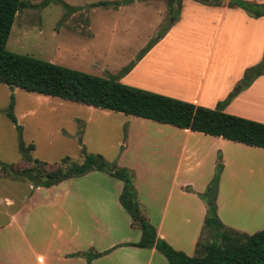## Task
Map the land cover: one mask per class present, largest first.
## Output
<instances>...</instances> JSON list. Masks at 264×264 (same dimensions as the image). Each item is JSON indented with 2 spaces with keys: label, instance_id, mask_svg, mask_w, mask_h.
I'll return each instance as SVG.
<instances>
[{
  "label": "rangeland",
  "instance_id": "obj_1",
  "mask_svg": "<svg viewBox=\"0 0 264 264\" xmlns=\"http://www.w3.org/2000/svg\"><path fill=\"white\" fill-rule=\"evenodd\" d=\"M23 1L27 6L16 14L7 42L9 51L34 56L94 75L115 78L121 82L128 81L127 73L136 60L149 52L152 43L155 45L161 40L170 28L179 22L180 17L178 2L170 3L168 0H130L121 2L120 5L114 2L119 0H107L111 1L107 6H94V3L104 0H64L75 9L49 0ZM179 31L180 39L172 43V55L179 54L177 64L167 72L170 73L169 76H173L171 74H177L174 70L184 64L187 70L181 73V77H186L185 81L179 82L177 75L173 78L169 77L170 80L161 76L152 77L157 84L165 86L197 84L201 80V71L208 65L209 57L204 56L203 53L210 45V38L204 34L206 37L202 39L203 35H199L195 28L182 27ZM195 50L200 53L197 58L192 56ZM215 64L214 61L213 65ZM213 80L212 78L208 81L212 83ZM241 88H247L243 87L242 79L237 83L234 91L240 92ZM257 103L256 100L248 99L246 102L241 101L237 107H252L253 104L254 108L263 111L264 104ZM10 109L16 115L20 128L8 116L7 112ZM137 120L141 118L30 92L20 87L12 88L0 83V172H3L1 168L11 164L14 167L7 166L10 170L31 167L35 165L36 159L48 162L49 168L56 165L55 163H60L65 157L71 160H68L67 164L71 162L81 164L85 161L82 150L85 148L88 154H100L108 162L115 163L118 168H125L135 173L133 186L136 189L141 211L152 217V222H155L162 215L171 188L175 158L166 161V157L161 155L160 147L162 143H166V139L157 135L158 129H161L157 125L162 124L154 120L148 121L146 123H151L145 125L148 128L145 130L148 135L137 133L130 135L137 132L134 124ZM32 144L33 149L29 148ZM241 151L248 158H256L264 163V150L242 148ZM227 154H218L212 176L214 178L218 173L219 181L222 178L227 203L234 206L235 212L241 215V219H236L230 209L229 212L225 210L223 213L230 227L246 230L252 234L264 228L262 218L258 221L249 219V213L255 208L254 206L262 204L264 210V198H262L264 178L251 183L249 181L255 176L252 175L248 180L249 184H245V176L240 173L241 169L237 165L236 158L229 155L228 162L224 163L228 158ZM209 168L211 164L207 163L206 169ZM255 169L264 173V166ZM195 171L198 170L195 168L187 171L184 174V181L192 178ZM27 176L18 180L0 177V225H4L7 221L5 210L18 212L23 206L27 210L31 209L24 236L12 223L8 227L0 228V261L17 264V258L28 253L25 248L28 241L39 245L46 240L50 231L52 237L53 230L48 227L49 213L60 207L106 211L105 214H100L102 215L100 218H104L106 224L104 232H99L93 238L97 249L123 239H141V228L138 225L131 226L130 222L131 220L133 222V219L118 200L119 187L124 186V181L107 172L94 171L69 182L71 191L80 196L68 197L66 202L58 201L57 206H50L48 204L50 201H45L40 194H36L35 198L32 197L37 184L35 177ZM197 186L201 188L200 183H197ZM195 194L201 196L200 193ZM176 196L175 190L171 205L176 204ZM5 198L13 200V205L7 206ZM183 206L186 213L195 210V204L191 200L186 199ZM171 212L170 207L166 228L169 219L172 218ZM192 215L190 218L193 221L190 226L193 227L186 228L185 223L177 222L176 226L179 229L177 238L170 237L177 249L190 256L196 253V246L191 239L196 234L194 228L198 222L197 214ZM59 219L64 234H60L58 230L56 249L64 250L63 241L69 240L74 233L64 225V217ZM79 233L73 244H78L82 249L75 254V257L83 252L85 256L95 253L97 249L89 245L92 239L90 233L84 231ZM200 236L201 232L198 239ZM214 239L215 234L209 228L203 232L201 241L204 243ZM120 251L111 258H104L102 263L144 264L142 261L135 263L124 250ZM158 253L159 259H155L154 264H169L166 257L161 252Z\"/></svg>",
  "mask_w": 264,
  "mask_h": 264
},
{
  "label": "crops",
  "instance_id": "obj_2",
  "mask_svg": "<svg viewBox=\"0 0 264 264\" xmlns=\"http://www.w3.org/2000/svg\"><path fill=\"white\" fill-rule=\"evenodd\" d=\"M247 1L264 3V0ZM182 27H185L186 29H197L199 35H203L201 37L202 39L206 37L204 34L207 35V38H210V45L204 49L203 53L204 56L209 57L208 65L203 71H201V80H199L200 82H197V84H182L180 86H165L159 83L157 84L156 80L152 77L160 78L159 76H161L166 78V80H170L169 77L173 78L177 75L176 77L179 82L185 81L184 78L186 77H181V73H184V71L187 70L184 64L179 65V67L174 70L177 74H171L173 76H169L170 73L167 72L171 67L177 64L176 62L179 54L172 55V43L175 40L180 39L179 30ZM192 53H195L192 54V56H195L196 58L200 56L198 50H195ZM263 57L264 16L252 17L241 7L231 5L230 0L221 1L214 5L206 4L197 0H182L179 22L174 24L168 33L152 46L149 52L138 61L136 60L132 69L127 73L128 81L124 82L128 85L146 90L151 89L150 91L189 101L197 105L214 108L219 101L224 100L232 91H234L237 83L243 78L245 70L262 61ZM214 61L216 62L215 65H213ZM212 78L214 79L213 82L209 83L208 80H211ZM235 92V97L225 107V111L264 123V110L262 111L254 108L253 104H251L252 107H237L241 101L245 100L246 102L248 99L256 100L258 102L257 104H264V74L254 80L246 89L241 88L240 92ZM138 118H141V120H137L134 123L137 132L130 135H135L136 133L140 135H148V132L145 131L148 128H146L145 125L151 124L146 123L151 121V119L142 117ZM160 124L162 125H157L161 127V129H158L159 134L157 133V135H161L162 139H166V143H162L160 147L161 155L166 157V161L175 158L171 188L166 197L162 215L157 221L152 222V217L146 215L144 212L143 214L156 228L158 237L165 239L175 249H177V246L171 238H177V232L179 231L176 226L177 222L185 223L186 228L191 229L193 225H190L193 220H191L190 217L193 216L192 214H197L198 222L194 228L196 234L191 239V242H194L193 245L195 244L197 247V242L202 238L204 231L203 224L205 223V217L207 214V204L201 196L196 195L195 193L202 194L204 192L203 190L207 189L210 180L213 178V168L215 167L214 165L218 154L224 153V155H226V153H228L226 156L228 158H226L224 163L228 162L229 155L235 157L237 165L241 169L240 173H242V176H245L244 183L249 184L248 180L252 175L255 176L249 181L251 183L264 178V173L255 169L259 166L263 167L264 163L259 162L256 158H248L241 149L253 148L254 150L263 151L264 148L249 146L244 143L226 140L222 137L208 135L191 129L180 128L171 124ZM207 163L211 164V168L206 169ZM195 168L198 171H195L192 174V178L188 181H184V174L190 169ZM182 172H184L183 175ZM223 173L221 177L223 176ZM0 177L13 180L19 179L3 172H0ZM77 177L69 178L50 187L35 186L32 197L35 198L36 194H40L44 197L45 201H50L48 203L50 206H57L58 201L62 203L63 201L66 202L68 197L80 196L77 193H73L69 185V182H72V180ZM135 182L137 187V179ZM197 183H200L201 188L197 186ZM122 190L123 185L121 188L119 187V201V196ZM175 190L177 191L176 204L171 205ZM184 197L186 198L184 199ZM186 199L191 200L195 204V210L191 211L192 214L185 212L183 203ZM5 202L7 206H9V204L13 205V200L9 198H5ZM216 206L217 213L226 226L230 227L227 224L223 213L225 210L228 212L229 209L232 210L235 218L241 219V215L235 212L236 210L234 206H230L227 203L222 187V178H220L219 181ZM170 207L172 208V218L169 219V225L166 228V220L170 212ZM254 207L255 208H252L249 213V219L251 221H258L262 218V220H264L262 204ZM21 210H19L20 212H10L5 210L4 212L7 216V221L4 225H0V228L8 227L11 223L15 224L14 226H17V229L24 236L25 226L29 221L31 209L29 208L27 210V208L23 206ZM258 212H260V214H258ZM105 213L106 211L103 209L89 210L67 207L55 208L49 213L50 218L48 221V227L53 230V236L51 237V231L48 232L46 240L39 243V245L28 241V247L25 245L28 253L25 254L26 256L18 257L17 264H103L102 260L104 258H111L114 254H119L121 252L120 250H124L125 254L134 260L135 263L142 261L144 264H154L155 259H159V251L155 247L149 248L126 245V243L138 242L139 240L123 239L118 242L110 243L105 247L101 246L100 249H97L94 246L93 238L99 232H104L106 224L104 223V218L100 217ZM100 214L102 215L100 216ZM52 215H54L53 219ZM60 217H64V225L69 227L70 231H73L74 233L69 240L65 239L63 241L64 244L62 248H64V250L62 248V250L56 249V236L58 230L60 234H64V229L60 228L59 224ZM130 223L131 226L134 225L132 220ZM83 231L90 233L92 239L90 240L89 245H93L92 247L97 249L95 253H103L101 256L91 260V262L87 260V256L84 255V252L75 257V254L82 248H80L78 244H73V242L75 237L80 234L79 232ZM92 231L93 233L91 234ZM200 232L201 236L198 239ZM242 232H246V230ZM101 242L102 241H100V243ZM107 250L110 251L105 253ZM0 264L6 263L0 261Z\"/></svg>",
  "mask_w": 264,
  "mask_h": 264
},
{
  "label": "trees",
  "instance_id": "obj_3",
  "mask_svg": "<svg viewBox=\"0 0 264 264\" xmlns=\"http://www.w3.org/2000/svg\"><path fill=\"white\" fill-rule=\"evenodd\" d=\"M62 3L75 9L64 0H49ZM130 0L114 1L117 5ZM170 3L182 0H168ZM206 4H218L221 0H197ZM111 1H99L94 6H107ZM231 5L244 9L252 17L264 16V3L247 0H230ZM27 4L23 0H0V83L10 87H20L30 92L46 96H55L76 103L96 108L123 112L128 115L151 119L160 123L171 124L180 128L203 132L222 137L226 140L244 143L249 146L264 148V123L241 117L225 111V107L235 97L232 91L216 107L210 108L195 103L156 93L136 86L125 84L115 78L102 77L82 70L59 65L34 56L19 54L7 49V42L14 24L16 14ZM154 45V43H152ZM151 45V46H153ZM264 74V57L256 65L248 67L242 78L243 87H248L259 76ZM12 106V104H11ZM11 120L20 128L18 119L10 109L7 112ZM31 149L34 145H30ZM85 154L81 164L68 163L69 157L55 163L36 159L35 165L25 169H9L13 164L1 168L3 173L15 178L35 177L37 186L50 187L72 177L82 176L91 171L107 172L124 181L119 196L120 203L129 212L133 224L142 230L138 242L126 245L138 247H155L169 264H264V228L249 234L226 226L217 213L216 194L218 190V173L201 194L207 203L204 231L212 229L215 239L202 243L197 242L195 255H188L175 249L165 239L158 237L156 228L144 216L133 186L135 173L125 168H118L100 154ZM71 161V160H70ZM67 165V166H66ZM220 169V168H219ZM10 171V172H7ZM203 231V232H204ZM107 250L105 253H108ZM103 253H89L91 262Z\"/></svg>",
  "mask_w": 264,
  "mask_h": 264
}]
</instances>
